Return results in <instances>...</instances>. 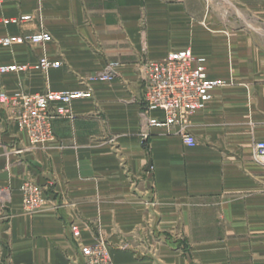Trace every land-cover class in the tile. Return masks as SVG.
I'll use <instances>...</instances> for the list:
<instances>
[{"label":"crops","instance_id":"obj_1","mask_svg":"<svg viewBox=\"0 0 264 264\" xmlns=\"http://www.w3.org/2000/svg\"><path fill=\"white\" fill-rule=\"evenodd\" d=\"M219 1L201 14L198 0H4L0 19L33 20L0 23V39L44 30L52 41L0 46V67H29L0 75V91L88 87L92 97L72 103L73 118L54 119L53 141L34 150L0 106V264H81L70 225L84 245L98 224L109 241L129 242L147 211L154 252L112 251L113 264H264V165L254 158V143L264 142V0H228L238 3L233 13ZM187 47L224 83L184 122L195 146L158 129L142 141L141 64ZM41 57L62 65L31 69ZM29 180L47 209L25 212L20 188Z\"/></svg>","mask_w":264,"mask_h":264},{"label":"built area","instance_id":"obj_2","mask_svg":"<svg viewBox=\"0 0 264 264\" xmlns=\"http://www.w3.org/2000/svg\"><path fill=\"white\" fill-rule=\"evenodd\" d=\"M4 0H0V5ZM33 20L30 15H21L10 19H0L2 24L19 25ZM52 41L44 30L29 35L8 36L0 39V46L29 45L44 46ZM59 60L47 57L38 59L31 69L46 74L49 70L61 67ZM108 65L101 79L110 78L113 67ZM143 80V105L138 114L141 139L147 141L152 130L174 131L182 143L189 148L195 146L193 136L185 126V120L192 114L203 110L211 101L212 93L223 86V82L208 77L205 59L196 57L189 48L175 50L162 61H145L141 64ZM29 67L8 65L0 67V75L24 73ZM92 91L86 87L74 91H45L28 94L15 92L7 94L0 91V106L11 113L12 121L18 130L25 134L30 149H42L53 141L52 122L59 118H73L70 106L75 101L88 100ZM158 113L160 116H155ZM254 158L264 165V142L254 143ZM22 205L26 213L43 211L49 206L42 189L32 181L21 185ZM72 236L80 239L79 228L70 226ZM80 253L86 264H96L98 259L106 263L107 252L102 247L80 246Z\"/></svg>","mask_w":264,"mask_h":264},{"label":"rangeland","instance_id":"obj_3","mask_svg":"<svg viewBox=\"0 0 264 264\" xmlns=\"http://www.w3.org/2000/svg\"><path fill=\"white\" fill-rule=\"evenodd\" d=\"M218 3H220V1L218 2V0H210V1L209 0H198V2L193 3V7H194V9H196V10L198 9L199 11H201V14H202V9L207 10L208 5H210L211 7H215L214 9H217ZM237 4L238 3L235 4L234 2H230L227 0L226 1V10H228V13H230V12L233 13V9H235V8L237 10H239L238 6H236ZM214 11H217V10H214ZM225 24H226V26H228V28L232 27L231 25H233L232 23L230 24L227 22ZM183 49H185V48H183ZM178 50H181V49H178ZM173 51H175V50H173ZM196 57H202L205 59V57H203V56H196ZM205 69H206V59H205ZM148 170L151 172L153 170V167L149 166ZM150 194H151L150 200L146 201V205L149 206L151 210H153V207L155 206L154 189H150ZM146 217H147L146 225H142L141 227L135 228L131 233L132 234L131 237L133 239L131 238V240L129 242L128 241H122V240H119L118 242L109 241L107 239L106 235L103 233L104 231L99 224L96 225V227H94L95 228V235H94V240L91 242V244L84 245V244H82V242H80V241H82V239H81V231H80V228L78 226L77 227L79 228L80 239L76 240L73 236L72 237L78 243L79 247L81 245L82 246H92V247L98 246V247H102L107 252L106 263H102V261H104L103 259H98L96 264H113L112 259H111L112 251H134L136 249L138 250V248H141V249L146 250L147 253L150 252V254L152 255V253L154 252V247L157 244L156 241H154V236L152 233V231H153L152 229L154 228V217H153V214H150V211H147ZM83 227L87 229V228H89V225H83ZM81 264H86V261L83 257H82V263Z\"/></svg>","mask_w":264,"mask_h":264}]
</instances>
